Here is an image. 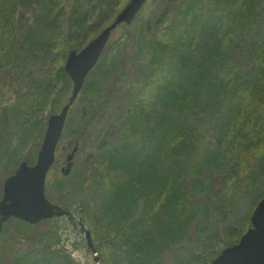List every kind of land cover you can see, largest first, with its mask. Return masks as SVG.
<instances>
[{"label": "trees", "instance_id": "16d2710c", "mask_svg": "<svg viewBox=\"0 0 264 264\" xmlns=\"http://www.w3.org/2000/svg\"><path fill=\"white\" fill-rule=\"evenodd\" d=\"M53 1L0 0V51L7 31L23 26L22 12L33 3L45 13L35 14L37 28L23 35L18 44L23 48L10 52L12 59L25 50L50 55L55 47L51 34L59 23L67 34L63 51L77 50L88 41L80 40L88 24L96 22L90 15L92 2L100 7L99 31L121 9L114 10L121 0H74L70 20L64 23L59 22L64 7L55 8ZM132 23L120 25L123 40L112 38V33L71 105L80 104L78 119L68 114L63 135L71 141L80 138L82 150L93 127L101 117L106 119L108 127L92 153L107 169V185L100 202L90 200L83 212L88 211L90 218L94 215L103 245L113 241L107 248L119 249L128 264H172L166 260L168 249L184 237L189 241L200 223H208L220 211L218 190L211 194L212 186L219 181L225 185L256 181L264 171L260 158L253 162L247 157L250 164L247 158L241 160L256 152L264 156V0H147L133 28ZM63 63L39 92L41 108L55 100L57 89L67 93L63 103L70 95L71 81ZM108 78L111 84L103 91L102 81ZM4 109L2 140L11 118ZM206 116L213 126L215 147L198 159L190 131ZM29 124L33 127L35 122ZM31 127L23 129L21 143L27 141ZM44 127L40 124V133ZM138 131L144 135L141 144L133 138ZM13 155L14 149L9 152L0 144V167L12 169ZM24 159L32 162L34 155ZM87 169L82 166L78 180ZM61 181L56 173L48 185L60 190ZM14 224L20 229L23 222L15 219ZM7 230L0 233V264H77L69 254L46 245L40 248L38 235L32 232H17L27 248L16 247L19 238L9 241ZM219 231L218 239L227 245L236 240L234 227L221 225Z\"/></svg>", "mask_w": 264, "mask_h": 264}, {"label": "rangeland", "instance_id": "374dc122", "mask_svg": "<svg viewBox=\"0 0 264 264\" xmlns=\"http://www.w3.org/2000/svg\"><path fill=\"white\" fill-rule=\"evenodd\" d=\"M53 2L57 3L54 6L55 8L60 6L64 7L63 11L60 13L62 16L59 17V22H63V19L64 23L69 22L74 0H54ZM126 2L127 0H121L120 3L114 7L115 12L122 8ZM107 3L110 5L113 4L111 1ZM17 4L18 1H16V5ZM93 4L96 3L92 2L90 4L94 6L90 15L95 17L96 22L95 24H88L86 30L80 36L81 41L86 39L89 40L92 36L91 34L95 31L99 32V28L101 27V17H98L100 7ZM19 8L18 6V9ZM22 13L24 14L25 23H23V26L19 30L13 27L7 31L6 38L4 39L6 44L5 48L0 51V116L2 115V109L6 107V111L10 112L11 117L8 128L3 133L4 139L2 140L0 138V144H2V146L5 145L9 152L14 149L13 158L15 162L14 165L12 164L13 167L12 165L10 166V168H12L10 170L0 167V196L3 180L24 157H27L29 154L35 156L42 137V133H40L38 129L40 124H44L47 116L56 112L58 108L64 104L62 100L64 101L67 95V93L63 95L62 92L61 94L58 93L59 91L57 89L56 93L58 95L53 97V99H55L54 101H51L42 108L37 103L42 86L48 84V82L55 78L59 66L62 65L64 60L62 55L65 52L62 46H66L67 34L62 23H59L57 28L52 31L50 39L55 47L54 51L50 52V55H41L38 50H33L34 52L25 50L21 51L22 56L20 58H11L10 52L18 48H23L18 47L23 35L31 30L30 28H37L36 23L38 20L35 14H41L43 16L45 11H41L38 4L33 3L27 9H24ZM39 24L42 25L40 22ZM133 26L134 21L131 28H133ZM125 37V30H123L121 26H118L113 32L112 38L123 40ZM112 52H108L107 56H110ZM221 73L224 74V71ZM134 82L132 78L130 83L134 84ZM110 84V78L102 81L101 88L103 91H105L106 87ZM139 90H141V88ZM78 105L80 104L76 103L69 110V115L75 120L78 119ZM16 110H19V112H15ZM204 112L206 113V111ZM32 121L35 122L33 127L29 124V122ZM29 127L31 128L28 130L29 134L27 141L21 143L23 129ZM107 127L108 124L106 119L101 117L99 122L93 127L94 129L92 132L88 134L82 150L80 149L78 154L75 155L73 159L72 175L67 178H62V187L60 190L57 186L51 187L52 184L50 186L47 185V196L61 208L68 209L74 213L75 220L63 215L49 219L46 221L47 223L43 222L37 225H29L23 222L24 224L18 225L20 229L17 228L14 221H11L6 225L8 230L5 235L8 238L10 236L12 237L9 241L19 238L20 241L16 242V247L27 248L25 241L21 237H16L18 234L17 232L23 231L24 234L32 232L38 235L36 244L39 245L40 248L46 245L50 246V250L57 251L59 254H69L77 264H128L119 249L115 248L112 250L107 248L109 245H113V241H108L107 246L103 245L104 239L99 238L100 231L97 229L94 215L90 218L87 215L89 213L88 211L85 210L83 212V206L86 204L90 206V200H97V202H100V198L104 195L103 191L106 189L105 186L107 184L105 175L108 173L107 169L102 167L96 161V158L94 159L92 151L94 150L93 146L97 139L105 134L104 132ZM192 129L190 131V137L196 143L195 145L199 152L198 159H204L207 153L215 147L212 123L207 116L199 118V121ZM133 138L136 142L141 144L144 140V135L141 131H138ZM69 140L70 137L64 135L61 144L65 145V152H68L70 149V145L68 144L70 143ZM65 152L57 151L56 157L58 161L50 170L48 181L51 182L52 179H54V174H56L58 170V163L64 157ZM243 156L244 158H241V160L247 157L253 162L257 161L259 158L260 160H264L262 152H256V155ZM249 158L246 159V162L250 164L252 161H250ZM85 164L88 169L82 172L78 180V172ZM262 172L263 173L256 181L248 180L243 184L237 182L233 185H225L219 181L215 186L213 185L211 194L212 192L216 193V190H218L216 201L220 206V211L216 210L214 218L208 223H200L198 229L193 230L189 241H186L184 237L180 243L170 247L166 260H173L172 264H210L211 260L227 245L225 241L218 239L219 234H221L219 231L221 225L234 227V238L237 240V237L249 226V217L255 205L254 203L257 202L259 196L264 194V171ZM238 173H240L239 170ZM74 175L75 177H72ZM81 184L85 189L78 186ZM81 215L84 219H82ZM79 217L89 229L92 247L87 245V240L82 234V230L77 222ZM216 227L219 228L216 229ZM217 231H219V234ZM236 240L232 242L235 243Z\"/></svg>", "mask_w": 264, "mask_h": 264}, {"label": "water", "instance_id": "95a60500", "mask_svg": "<svg viewBox=\"0 0 264 264\" xmlns=\"http://www.w3.org/2000/svg\"><path fill=\"white\" fill-rule=\"evenodd\" d=\"M146 0H129L116 17L106 25L79 51L68 53L64 70L71 81V92L59 112L51 114L47 119L45 132L33 165L21 162L14 173L3 183V196L0 200V228L4 220L10 216L27 220L31 223L54 215H68L69 210L51 203L45 196V175L54 160V149L61 136L67 112L82 89L90 70L99 60L107 42L121 23L129 24ZM80 145L75 139L74 147L66 157V164L61 167L63 175H67L73 164L72 159ZM89 245L90 232L81 222ZM211 264H264V196L256 203L251 216L250 226L239 240L222 251L211 261Z\"/></svg>", "mask_w": 264, "mask_h": 264}]
</instances>
